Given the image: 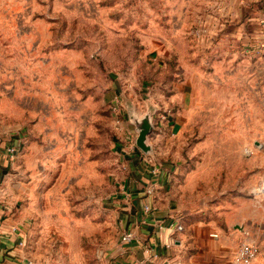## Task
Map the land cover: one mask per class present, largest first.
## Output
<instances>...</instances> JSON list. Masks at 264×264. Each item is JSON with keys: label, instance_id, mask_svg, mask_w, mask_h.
Instances as JSON below:
<instances>
[{"label": "rangeland", "instance_id": "obj_1", "mask_svg": "<svg viewBox=\"0 0 264 264\" xmlns=\"http://www.w3.org/2000/svg\"><path fill=\"white\" fill-rule=\"evenodd\" d=\"M237 1L0 0V207L28 264H109L136 172L264 264V24Z\"/></svg>", "mask_w": 264, "mask_h": 264}, {"label": "crops", "instance_id": "obj_2", "mask_svg": "<svg viewBox=\"0 0 264 264\" xmlns=\"http://www.w3.org/2000/svg\"><path fill=\"white\" fill-rule=\"evenodd\" d=\"M245 2L243 9L247 19L264 24V0ZM236 13H232V20L241 21L244 17ZM141 175L136 172V179L141 182L133 183L134 188L128 189L131 194L124 191L125 201L131 197L133 205L127 206L130 220L123 224L122 232L131 231L137 239L129 245L121 244L109 264H234L237 244L232 240L231 231L228 234L217 230L218 226L210 221L184 224L180 222L177 207H151V213L147 214L145 207L150 200V204L153 203L154 189L149 178ZM142 195L149 197L140 200L138 197ZM11 213V207H0V264H28L22 248L23 237L18 231L19 222ZM178 225L182 230L177 231Z\"/></svg>", "mask_w": 264, "mask_h": 264}, {"label": "built area", "instance_id": "obj_3", "mask_svg": "<svg viewBox=\"0 0 264 264\" xmlns=\"http://www.w3.org/2000/svg\"><path fill=\"white\" fill-rule=\"evenodd\" d=\"M243 1V0H240ZM15 152V147L9 146L6 148L7 155L13 154ZM145 212L147 214L151 213V206L147 205L145 207ZM177 231L182 230V226L178 225L176 227ZM137 239L136 235L131 231H124L121 234L120 242L122 245H129ZM258 246L255 243L244 242L242 243L236 253L233 263L234 264H251L258 254Z\"/></svg>", "mask_w": 264, "mask_h": 264}, {"label": "water", "instance_id": "obj_4", "mask_svg": "<svg viewBox=\"0 0 264 264\" xmlns=\"http://www.w3.org/2000/svg\"><path fill=\"white\" fill-rule=\"evenodd\" d=\"M145 134H146L145 132H142V133H141L140 138H139L137 144H138L139 147H141L142 149H144V150L146 151L147 148H146V146H145V144H144V142H143V139H144V137H145Z\"/></svg>", "mask_w": 264, "mask_h": 264}]
</instances>
